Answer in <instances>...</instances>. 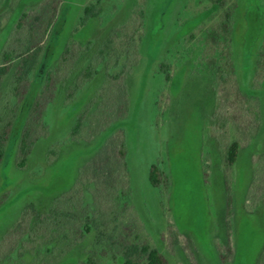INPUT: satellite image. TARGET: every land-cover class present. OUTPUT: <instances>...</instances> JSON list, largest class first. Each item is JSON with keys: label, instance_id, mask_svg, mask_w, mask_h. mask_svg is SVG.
<instances>
[{"label": "rangeland", "instance_id": "1", "mask_svg": "<svg viewBox=\"0 0 264 264\" xmlns=\"http://www.w3.org/2000/svg\"><path fill=\"white\" fill-rule=\"evenodd\" d=\"M214 2L0 0V264H51L50 211L69 242L57 264H123L133 244L168 264L260 263L264 0ZM80 216L92 231L74 244Z\"/></svg>", "mask_w": 264, "mask_h": 264}, {"label": "trees", "instance_id": "2", "mask_svg": "<svg viewBox=\"0 0 264 264\" xmlns=\"http://www.w3.org/2000/svg\"><path fill=\"white\" fill-rule=\"evenodd\" d=\"M214 3H217V0H215ZM94 10H95L94 8L87 7L85 9V14L86 15L92 14ZM226 26L228 28V25ZM31 51H33L34 54L38 52L37 49L28 50V52H31ZM108 56L113 57L112 64L110 62L105 63V60H102L100 55L96 56L95 62L102 61L103 64H105V66L108 69H111V67H115L119 64L120 60L118 56H116L114 53L113 55L109 54ZM8 64H9L8 60H6L3 64H0V77L4 76L7 73L8 68H9ZM109 79L112 82H115L117 80V76H114V77L111 76L109 77ZM81 129H82V121L80 119L75 126L74 135L77 136L80 132H82ZM7 133H8V127L5 125L0 135V163L4 157L5 147L8 142L6 138ZM24 142H25V139H22V142H21L22 144H21V148H20V152L18 156V167L19 168L25 167L27 163V158H28ZM239 153H240V146L237 142H234L227 151V160L230 166L234 165L237 162ZM118 154L120 155V157L123 156V153L121 151H119ZM161 175H163V173L160 170V167L157 165H154L151 168V172H150V182L152 186L157 187L161 184L162 182L160 179ZM60 215L61 214H59L58 212L50 211L48 214H46L45 216L39 219L41 233L43 234L44 228H45V231L47 232L45 233V245L51 244L55 247L54 249L47 250L45 252L46 253L45 261L51 264H57V262H59L60 260V257L64 256L65 253H67L68 251L65 249L66 247L65 244L66 242H68L66 240L68 236L66 235L67 234L65 231L66 229L64 230L65 236L63 235V237H61L60 232H59L60 230H63V228L65 227V224L62 222V217ZM72 221H73L72 225L68 226L70 228L68 230V234L70 235L71 238H75L74 244H78L81 242V237L85 236V234L87 233H91L92 230L90 229L88 225L84 223V218L81 216L80 218H72ZM97 229H98V226H97ZM77 230L79 231V233H76ZM100 235H102V232H100ZM35 242H37V240L33 239L30 243L32 244V246H34L33 244H35ZM123 264H168V263L157 249H153L149 247L148 245L140 246V245L133 244L131 246L126 247L124 251V255H123ZM259 264H264V253L261 256Z\"/></svg>", "mask_w": 264, "mask_h": 264}]
</instances>
